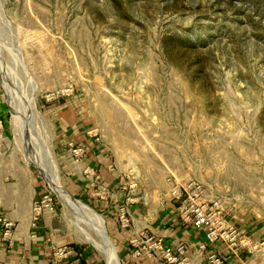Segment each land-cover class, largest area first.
Instances as JSON below:
<instances>
[{"label": "rangeland", "instance_id": "374dc122", "mask_svg": "<svg viewBox=\"0 0 264 264\" xmlns=\"http://www.w3.org/2000/svg\"><path fill=\"white\" fill-rule=\"evenodd\" d=\"M0 106L6 157L45 192L34 222L51 211L98 264V220L121 263L83 137L112 154L129 204L179 203L195 182L224 218L264 226V0H0ZM50 160L94 214L53 190L35 164Z\"/></svg>", "mask_w": 264, "mask_h": 264}, {"label": "crops", "instance_id": "0c3cea01", "mask_svg": "<svg viewBox=\"0 0 264 264\" xmlns=\"http://www.w3.org/2000/svg\"><path fill=\"white\" fill-rule=\"evenodd\" d=\"M4 113L0 106L1 123ZM6 137L4 126H0V264H98L90 252L58 236L51 211L44 210L38 222H34V204L44 198L45 192L36 174L32 171L27 174L19 161L6 157ZM82 140L83 143H77ZM74 142L76 149L82 150V163L89 168L92 178L111 192L104 195L106 198H100L97 209L107 218L122 264H165L147 255L146 250L140 256L135 253L138 247H144V236L163 238L164 247L172 249L176 255L179 246L184 245L188 256L185 264H208L211 255L219 256L224 264H264V246L250 252L241 247L232 248L221 240L211 242L206 228L181 220L177 201L166 203L152 196L145 202L129 204L130 194L122 192L126 188H122V178L113 168L112 154L98 139L90 141L83 137ZM126 202L131 224L125 227L120 222L119 208ZM224 219L253 242H264V226L260 220L247 216L235 222ZM59 248H67L71 254L60 260L56 256Z\"/></svg>", "mask_w": 264, "mask_h": 264}, {"label": "built area", "instance_id": "2783aa9c", "mask_svg": "<svg viewBox=\"0 0 264 264\" xmlns=\"http://www.w3.org/2000/svg\"><path fill=\"white\" fill-rule=\"evenodd\" d=\"M77 151L82 152V150ZM185 193V195L176 193L175 196L180 201L179 215L181 220L185 223H194L198 228H206L208 239L211 242L221 240L232 248L241 247L250 252H256L261 246H264V242L255 243L244 232L229 226L222 216V212H219L218 204L209 206L202 200L203 190L198 183L191 182L185 188ZM120 222L125 227L131 224V216L126 209L121 210ZM143 240L145 242L144 247H138L135 252L139 256L142 255V251L145 252L146 250L147 255L158 258L165 264H185L188 260L187 249L184 245L179 246L176 255L172 249L164 247L163 238L144 236ZM70 254L71 251L67 248H59L56 252V256L60 260L67 258ZM208 264H224V262L219 256L211 255Z\"/></svg>", "mask_w": 264, "mask_h": 264}, {"label": "bare ground", "instance_id": "6f19581e", "mask_svg": "<svg viewBox=\"0 0 264 264\" xmlns=\"http://www.w3.org/2000/svg\"><path fill=\"white\" fill-rule=\"evenodd\" d=\"M33 109L36 108L34 107ZM13 111L15 117H18L17 115L18 112L14 110V106H13ZM35 164L39 166V168L42 170V173L45 175L46 179L48 180L53 190L59 195V197L63 200L64 203H66L68 207H71V209L73 208L76 211H80L81 209L85 213L94 214V212L86 208L82 202L76 201L68 195V193L65 191V189L62 187L60 183V179L57 175V170L55 169L54 166L51 167V164L53 165V162L51 160L49 162L47 161L46 164L39 162L37 163L35 162ZM49 164L51 168L48 169ZM96 225H97L96 228L98 229L100 234L101 241H94L95 245L99 247V249L102 251L105 257H107V262H109V264H119L117 260V256L115 254V248L111 243L110 237L105 232L103 224H101L98 220Z\"/></svg>", "mask_w": 264, "mask_h": 264}, {"label": "water", "instance_id": "95a60500", "mask_svg": "<svg viewBox=\"0 0 264 264\" xmlns=\"http://www.w3.org/2000/svg\"><path fill=\"white\" fill-rule=\"evenodd\" d=\"M119 261H120V259H119ZM120 263H121V261H120ZM122 264V263H121Z\"/></svg>", "mask_w": 264, "mask_h": 264}]
</instances>
